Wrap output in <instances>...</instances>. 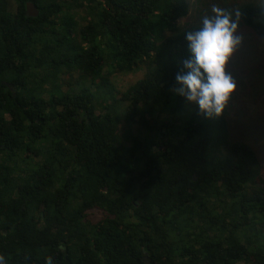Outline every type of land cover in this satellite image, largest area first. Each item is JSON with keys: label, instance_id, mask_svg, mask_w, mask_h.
I'll use <instances>...</instances> for the list:
<instances>
[{"label": "trees", "instance_id": "1", "mask_svg": "<svg viewBox=\"0 0 264 264\" xmlns=\"http://www.w3.org/2000/svg\"><path fill=\"white\" fill-rule=\"evenodd\" d=\"M189 7L0 0L9 264H264L257 148L230 131L226 110L206 119L172 91L188 56L177 21ZM76 12L90 17L83 28ZM248 15L249 28L264 29V16ZM134 72L123 89L112 80Z\"/></svg>", "mask_w": 264, "mask_h": 264}, {"label": "clouds", "instance_id": "2", "mask_svg": "<svg viewBox=\"0 0 264 264\" xmlns=\"http://www.w3.org/2000/svg\"><path fill=\"white\" fill-rule=\"evenodd\" d=\"M177 21L188 56L175 76V95L206 119L221 118L241 78L264 65V29L249 28V10L264 16V0H188ZM0 264H9L0 254Z\"/></svg>", "mask_w": 264, "mask_h": 264}, {"label": "rangeland", "instance_id": "3", "mask_svg": "<svg viewBox=\"0 0 264 264\" xmlns=\"http://www.w3.org/2000/svg\"><path fill=\"white\" fill-rule=\"evenodd\" d=\"M76 13H79L74 14L76 22L83 28L88 24L87 19L90 20V17L86 13ZM83 47H86L85 43ZM140 77L141 72H134L116 76L112 80L117 88L123 89ZM45 98L47 100L48 97ZM226 111L230 131L233 134H241L240 138L247 139L252 146L257 148L264 170V65L260 66L258 73L241 78L238 91ZM147 124H150V121H147ZM136 129V125L132 127L133 131ZM97 218L99 217H94L96 220Z\"/></svg>", "mask_w": 264, "mask_h": 264}, {"label": "water", "instance_id": "4", "mask_svg": "<svg viewBox=\"0 0 264 264\" xmlns=\"http://www.w3.org/2000/svg\"><path fill=\"white\" fill-rule=\"evenodd\" d=\"M39 14V11L35 4L33 3H26V16L27 17H36Z\"/></svg>", "mask_w": 264, "mask_h": 264}, {"label": "flooded vegetation", "instance_id": "5", "mask_svg": "<svg viewBox=\"0 0 264 264\" xmlns=\"http://www.w3.org/2000/svg\"><path fill=\"white\" fill-rule=\"evenodd\" d=\"M37 16H38V15H37ZM37 16H36V17H37Z\"/></svg>", "mask_w": 264, "mask_h": 264}]
</instances>
